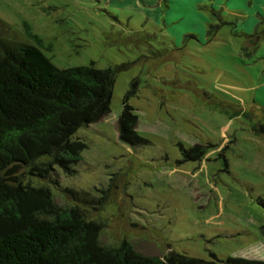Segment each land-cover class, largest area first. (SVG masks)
<instances>
[{
  "label": "rangeland",
  "instance_id": "rangeland-1",
  "mask_svg": "<svg viewBox=\"0 0 264 264\" xmlns=\"http://www.w3.org/2000/svg\"><path fill=\"white\" fill-rule=\"evenodd\" d=\"M148 1L0 0L5 42L117 71L111 111L75 134L77 172L33 182L64 206L65 188L107 191L83 206L104 245L264 260V0ZM125 99L146 144L120 136Z\"/></svg>",
  "mask_w": 264,
  "mask_h": 264
},
{
  "label": "trees",
  "instance_id": "trees-1",
  "mask_svg": "<svg viewBox=\"0 0 264 264\" xmlns=\"http://www.w3.org/2000/svg\"><path fill=\"white\" fill-rule=\"evenodd\" d=\"M116 72L93 63L61 68L39 46L5 42L0 36V264H264L239 256L206 260L175 251L148 256L127 240L104 245L101 223L83 210L103 203L107 191L98 199L89 191L65 188L75 204L64 206L49 186L33 182L34 177L51 178L57 167L77 172L88 145L75 134L111 111ZM137 123L138 115L125 99L120 136L134 146L148 143L138 134ZM260 128L264 131V125ZM203 152L194 146L185 154L196 159Z\"/></svg>",
  "mask_w": 264,
  "mask_h": 264
}]
</instances>
